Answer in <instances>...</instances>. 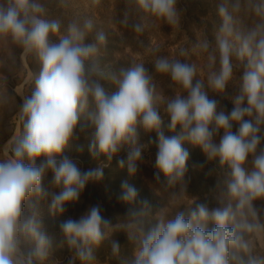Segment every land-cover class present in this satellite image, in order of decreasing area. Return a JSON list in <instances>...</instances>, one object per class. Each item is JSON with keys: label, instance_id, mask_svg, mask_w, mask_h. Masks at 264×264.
I'll use <instances>...</instances> for the list:
<instances>
[{"label": "clouds", "instance_id": "1", "mask_svg": "<svg viewBox=\"0 0 264 264\" xmlns=\"http://www.w3.org/2000/svg\"><path fill=\"white\" fill-rule=\"evenodd\" d=\"M127 4L119 23L133 33L142 34L157 21L170 27L182 23L179 0ZM216 12L214 39L193 45L206 56L201 75L196 63L155 55L158 47L148 49L155 55L152 71L143 61L106 68L101 58L107 33L93 18H75L65 26L48 18L42 0H0V41L40 64L31 93L19 103L22 131L0 158V264H45L52 240L32 200H46L53 215H62L89 184L102 181L104 168L122 149L127 157L117 163L135 175L147 147L140 143V130L156 134L155 179L179 189L173 199L187 196L185 142L218 160L224 169L215 188L218 206L209 209L188 198L186 211L170 214L166 206L153 213L145 200L113 223L93 205L60 224L72 252L68 264H98L95 253L102 246L118 264H264L258 250L264 239V0H217ZM178 55H188L187 49ZM156 75L168 76L179 91L164 96ZM234 80V107L228 112L209 93L225 94ZM8 102L0 95V104ZM161 110L178 134H164ZM87 129L98 166L84 170L66 153ZM122 188L118 199L135 204V187L125 182ZM118 232L130 242L129 255L113 239Z\"/></svg>", "mask_w": 264, "mask_h": 264}, {"label": "rangeland", "instance_id": "2", "mask_svg": "<svg viewBox=\"0 0 264 264\" xmlns=\"http://www.w3.org/2000/svg\"><path fill=\"white\" fill-rule=\"evenodd\" d=\"M48 18L60 19L66 26L75 18L94 19L98 29L107 33L108 43L106 50H102L101 64L106 68L114 69L130 67L132 61H143L146 67L152 71V62L155 55H167L196 63L198 73L203 75L206 56L193 51V45L197 40L205 37L214 39L215 31L219 25V17L216 12L217 0H179L178 6L184 9L182 23L170 27L162 22L150 25L142 34L133 33L123 27L119 20L124 10L128 7L127 0H42ZM159 48L157 53H149V48ZM187 49L188 55L180 57L179 50ZM40 64L34 56H22L21 49L11 43L0 41V95H7L9 102L0 104V158L10 152L11 141L22 131V122L19 120V103L23 97L29 95L34 87L35 76L39 73ZM239 69L236 76H239ZM156 83L164 96H172L179 89L172 84L170 78L165 75H156ZM238 80L229 85L225 94L209 93L210 98L216 99L219 108L230 112L234 107L230 97L235 94L233 87ZM109 91L114 87L105 82ZM218 108V110H219ZM164 119L162 129L166 136L178 134L168 127L170 121L161 110ZM85 125L87 121H82ZM236 130L234 126L233 131ZM91 129L81 134L78 140L72 142L67 155L79 162L84 169H93L98 166V161L92 157L89 151ZM140 143L147 145L143 152V161L139 164L135 175H129L127 168H120L117 161L126 159L127 149H122L113 157L111 163L104 168V176L101 182L89 184L82 193L81 199L74 205H68L62 215H53L46 200H32L35 209L40 213L44 230L52 240L51 255L45 264H68L72 256L71 250L64 243L60 224L69 219H78L91 206L100 205L101 214L113 223L117 219L127 215L129 208H139L140 201H147L153 213L167 206L169 213L186 211L188 198L194 199L197 204H205L209 209L218 206L215 199L217 176L222 177L224 169H220L218 160H208L203 151L185 142L183 147L189 152L186 195L176 199L172 198L178 193V188H165L155 179L156 153L158 151L156 134L144 133L140 130ZM222 135V133H221ZM218 139V138H217ZM104 161V157L99 158ZM106 162V161H105ZM107 163V162H106ZM161 175V181H163ZM127 183L135 187L138 192L137 202L127 204L118 196L123 192L122 184ZM195 207V204L192 205ZM26 211H28L26 209ZM151 221L149 227L154 224ZM122 247V253L129 255L131 245L123 232L113 236ZM258 250L264 252V239L258 242ZM98 264H118L109 253L107 246L96 250ZM77 264L79 262L77 261Z\"/></svg>", "mask_w": 264, "mask_h": 264}]
</instances>
